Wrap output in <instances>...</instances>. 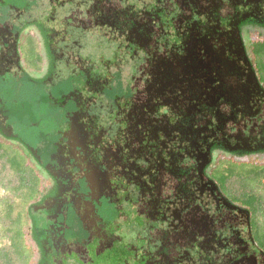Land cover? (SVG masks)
I'll return each instance as SVG.
<instances>
[{
	"label": "rangeland",
	"instance_id": "rangeland-1",
	"mask_svg": "<svg viewBox=\"0 0 264 264\" xmlns=\"http://www.w3.org/2000/svg\"><path fill=\"white\" fill-rule=\"evenodd\" d=\"M0 207V264H264V0H0Z\"/></svg>",
	"mask_w": 264,
	"mask_h": 264
},
{
	"label": "flooded vegetation",
	"instance_id": "flooded-vegetation-1",
	"mask_svg": "<svg viewBox=\"0 0 264 264\" xmlns=\"http://www.w3.org/2000/svg\"><path fill=\"white\" fill-rule=\"evenodd\" d=\"M201 150H202V152H201ZM192 153L195 155V158H193V159H198V158L202 159V157H205V156L208 157L207 155H210V151L208 149H206V148H202V146H200V148L199 147H195V149H192ZM208 182H210V181L208 180ZM209 185L213 187L212 183H208L207 184L208 187H209ZM208 187L206 188L204 186V184H203V189L204 190L208 189ZM216 201H217V206L223 204L224 208L225 209H229V210L232 207L231 204H236V203H232V202H230L231 204H228L227 202H229V201L227 199L223 198V197L221 199H219V200L216 199ZM220 215H222V217H224L225 213H223V214L221 213Z\"/></svg>",
	"mask_w": 264,
	"mask_h": 264
},
{
	"label": "trees",
	"instance_id": "trees-1",
	"mask_svg": "<svg viewBox=\"0 0 264 264\" xmlns=\"http://www.w3.org/2000/svg\"><path fill=\"white\" fill-rule=\"evenodd\" d=\"M232 174H227V175H223L222 177H221V179H222V181H223V183L225 184V186H226V189H227V185H226V182L230 179V176H231ZM254 197V195H250V197H248L245 201H244V206H246L247 208L248 207H255V197ZM1 208V207H0ZM2 210V209H1ZM2 214V213H1ZM14 215H15V213H13ZM16 216V215H15Z\"/></svg>",
	"mask_w": 264,
	"mask_h": 264
}]
</instances>
